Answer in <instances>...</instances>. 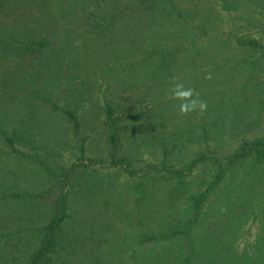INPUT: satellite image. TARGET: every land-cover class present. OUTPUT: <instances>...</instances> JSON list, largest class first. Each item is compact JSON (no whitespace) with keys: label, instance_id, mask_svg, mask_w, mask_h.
<instances>
[{"label":"rangeland","instance_id":"1","mask_svg":"<svg viewBox=\"0 0 264 264\" xmlns=\"http://www.w3.org/2000/svg\"><path fill=\"white\" fill-rule=\"evenodd\" d=\"M4 1L0 264H264V3Z\"/></svg>","mask_w":264,"mask_h":264},{"label":"trees","instance_id":"2","mask_svg":"<svg viewBox=\"0 0 264 264\" xmlns=\"http://www.w3.org/2000/svg\"><path fill=\"white\" fill-rule=\"evenodd\" d=\"M262 3H264V0H260ZM2 2H5L2 0ZM30 33V32H28ZM12 38L15 39V41H20V39L24 38L22 34H15ZM32 41L35 42V44L29 45L30 48H39V45L41 46L42 40L33 39ZM20 52L24 50V48H19ZM254 156L259 161H264V142L263 141H255L252 143H247L246 145L242 146V148L235 154V159H244L246 157ZM238 160V161H239ZM222 179V176H220ZM204 195V194H203ZM202 197L200 201L203 199ZM67 197L64 195L62 196L61 200H59L57 206H56V213L54 217L51 219L49 225L46 227V233L43 240V243L41 247L38 249L37 252H35L33 262L32 264H41L42 261L45 259L46 255L54 248L55 243L57 241V229L60 228L61 224L65 220L67 216ZM190 259L186 260V264H189L188 261ZM191 261V260H190ZM191 264L192 261H191Z\"/></svg>","mask_w":264,"mask_h":264},{"label":"clouds","instance_id":"3","mask_svg":"<svg viewBox=\"0 0 264 264\" xmlns=\"http://www.w3.org/2000/svg\"><path fill=\"white\" fill-rule=\"evenodd\" d=\"M169 99L180 101L179 111L181 115H187L199 110L203 112L207 109V102L200 99V94L191 87H185L182 81L174 78Z\"/></svg>","mask_w":264,"mask_h":264}]
</instances>
